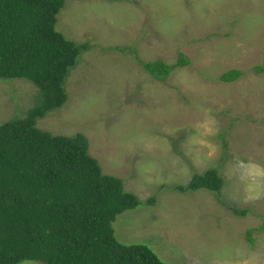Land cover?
<instances>
[{"label":"rangeland","instance_id":"obj_1","mask_svg":"<svg viewBox=\"0 0 264 264\" xmlns=\"http://www.w3.org/2000/svg\"><path fill=\"white\" fill-rule=\"evenodd\" d=\"M56 27L88 47L66 102L36 125L86 136L103 173L142 202L115 218L116 240L165 264H264V0H67ZM178 53L189 64L163 82L141 65ZM231 69L242 76L221 82ZM35 97L25 80L0 82V125L25 117ZM212 168L219 194L174 190Z\"/></svg>","mask_w":264,"mask_h":264},{"label":"trees","instance_id":"obj_2","mask_svg":"<svg viewBox=\"0 0 264 264\" xmlns=\"http://www.w3.org/2000/svg\"><path fill=\"white\" fill-rule=\"evenodd\" d=\"M66 2L0 0V82L25 80L36 89L37 100L25 117L0 125V264H165L148 247L124 245L114 237L115 218L142 202L124 189L121 178L103 173L88 152L86 136H53L36 125L38 116L66 102L64 83L88 47L57 30ZM188 64L182 53L173 64L141 62L161 82ZM242 74L231 69L219 80L234 82ZM222 186L212 168L174 190L219 194ZM154 202L150 198L145 204ZM251 233L245 237L252 246Z\"/></svg>","mask_w":264,"mask_h":264},{"label":"clouds","instance_id":"obj_3","mask_svg":"<svg viewBox=\"0 0 264 264\" xmlns=\"http://www.w3.org/2000/svg\"><path fill=\"white\" fill-rule=\"evenodd\" d=\"M254 171H255V174L256 175H260L261 173H260V170L258 169V168H254Z\"/></svg>","mask_w":264,"mask_h":264}]
</instances>
